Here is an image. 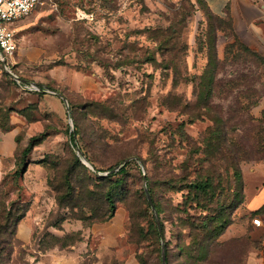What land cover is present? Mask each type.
I'll list each match as a JSON object with an SVG mask.
<instances>
[{"label":"rangeland","instance_id":"374dc122","mask_svg":"<svg viewBox=\"0 0 264 264\" xmlns=\"http://www.w3.org/2000/svg\"><path fill=\"white\" fill-rule=\"evenodd\" d=\"M207 12L200 0H44L13 25L16 70L28 83L0 82V136L17 134L14 156H0V222L14 216L0 228L17 241L16 264L70 250L117 216L122 233L102 259L85 251L82 264H163L144 175L167 264H186L190 226L216 215L231 224L223 246L209 248L211 264H247L261 247L264 228L253 225L245 188L264 163V44L242 40L234 23L218 31ZM31 83L63 94L70 110ZM205 84H216L213 95ZM217 117L227 135L212 138ZM236 143L247 161L235 164ZM207 180L208 192L192 186ZM68 181L81 188L74 199ZM24 208L28 243L18 236Z\"/></svg>","mask_w":264,"mask_h":264},{"label":"crops","instance_id":"0c3cea01","mask_svg":"<svg viewBox=\"0 0 264 264\" xmlns=\"http://www.w3.org/2000/svg\"><path fill=\"white\" fill-rule=\"evenodd\" d=\"M205 1L215 15L222 18L231 17L242 40L264 44V0ZM16 135L15 131H11L0 136V156L8 159L14 156ZM250 172L246 175L245 196L246 208L251 213L264 207V163L256 164ZM122 222V216H117L109 224L94 226L85 233L84 241L80 244L70 250L57 248L43 254L36 264H82L84 252H89L90 249L95 251L97 258L102 259L107 246H112L122 233ZM32 232V224L24 220L20 224L18 236L28 243ZM247 264H264V240L261 247L249 255Z\"/></svg>","mask_w":264,"mask_h":264},{"label":"trees","instance_id":"16d2710c","mask_svg":"<svg viewBox=\"0 0 264 264\" xmlns=\"http://www.w3.org/2000/svg\"><path fill=\"white\" fill-rule=\"evenodd\" d=\"M200 1L207 5V8H208L207 15H208L209 19L211 21H213L214 24L218 27V31H224L222 29L224 26H225L224 29L230 28V25H232V23H233L231 17L227 16L226 18H222V17L215 15L214 13H212V11L208 7V4L206 3L205 0H200ZM14 71L18 74V72L16 70V66L14 67ZM5 80H10L11 82L16 83L15 81L10 79L9 77H5V79L3 81H5ZM215 85L216 84H205V87L209 86L208 89H211L212 95H213V91H214L213 88ZM209 105H210V101H207L205 103H201V106H203L204 108H209ZM226 124H227V122L225 120H223L222 117H217L215 119V125L213 126V128H211L209 130V135L212 138L219 137V135L222 134L223 132L227 135V132H225L226 131ZM76 135L78 136L79 133L77 132ZM71 140L73 143H75L74 134L71 136ZM214 141H218V140H214ZM206 143L208 144L207 146H209V142H206ZM210 144H211V146H213V141H211ZM236 145H237L236 147H234L230 150V153L234 157L235 164H237L236 162H239L240 160L247 161L248 152L245 151L244 148L240 147L241 144L239 145V143L238 144L236 143ZM221 146L222 145H216L213 147L216 149V153H218L220 155H224V152H226V151ZM88 160L91 161V159H88ZM91 162L93 163V161H91ZM127 167H129V164L126 165L125 167H123L121 173L113 174L111 177L121 175L122 173L126 172ZM83 168H85V170L89 171L88 168H86L85 166H83ZM111 169L112 168H110L109 170H111ZM98 171H102V170H98ZM111 171H113V169ZM147 181H148V179H147ZM192 186L197 191L208 192V189H210L212 187V184H211L210 180H207L205 182L192 184ZM68 189H71V191H72L70 193V194H72V199H74L75 197H78V192L81 191V188L72 185L70 181H68ZM153 202H154V200H153ZM154 204H155V202H154ZM24 209H25V211L23 212V214L18 216L17 226L26 217V215L29 211L26 208H24ZM222 213H224V211ZM251 214H252L253 218L260 217L263 219L264 218V207H262L260 210H258L256 212H251ZM6 215L7 216L4 218V221L0 222V227H4L3 222H5L6 220L12 221L14 218V216H12L10 214H6ZM109 218L110 217L107 216V219H109ZM230 224H231V220L227 215H224V216H220V215L217 216L216 215V216L210 218V221L206 220L205 222H202V223L194 222L190 226L191 229L193 230L192 234H191L192 243L188 247L185 245L180 246V252H181L182 257H184V261L186 262V264H211V260L209 259V257H210L209 248L212 246H219V247L223 246L222 244H219V242H217V240L224 233V231L229 227ZM1 229H3V228H0V264H16L15 259H14V256L16 255L15 246H14V240L15 239H13V242L11 243L10 240H8V238H6L7 232H5ZM162 230H163V235H165V229H163V224H162ZM14 236H16V235L14 234ZM3 237H5V239ZM7 248L10 249L9 250L10 256L8 254H6ZM166 258H167V262H168L169 261L168 252L166 253Z\"/></svg>","mask_w":264,"mask_h":264},{"label":"built area","instance_id":"2783aa9c","mask_svg":"<svg viewBox=\"0 0 264 264\" xmlns=\"http://www.w3.org/2000/svg\"><path fill=\"white\" fill-rule=\"evenodd\" d=\"M44 0H0V82L9 77L18 85L23 83L11 77L19 76L15 71V56L19 49L16 42L17 28L13 25L30 17ZM33 88V87H32ZM253 225L263 227L264 221L260 217L253 219Z\"/></svg>","mask_w":264,"mask_h":264},{"label":"water","instance_id":"95a60500","mask_svg":"<svg viewBox=\"0 0 264 264\" xmlns=\"http://www.w3.org/2000/svg\"><path fill=\"white\" fill-rule=\"evenodd\" d=\"M10 76L13 77L15 80L21 82V83H28V82L22 80L19 76L15 75V74H11ZM30 85H32L33 88H35L37 91H40V92H43V93H47V94H51V95H54V96L59 97L61 100L64 101V103L66 104L68 110H70L69 102H68L67 98L63 94L58 93V92H55L54 90H49V89L48 90H43L39 86H37V84H32L31 83ZM74 137H75V141H77V135H76V133H74ZM79 155H80V157L82 158V160L87 165L91 166L89 160L84 156V154H83V152L81 150H79ZM131 160L132 159H128L125 162H123V164L118 168V171L121 168L125 167ZM112 173H115V171H112ZM144 182H145V185H146L147 198H148L149 204L151 205L153 211L156 214L157 222H158V228H159L160 236H161V239H162V242H163L162 263L163 264H167L166 248H165V243H164V235H163V230H162V224H161V222L159 220V216H158V213H157L155 204H154L153 199L151 197L150 191H149V189L147 187V176L146 175H144Z\"/></svg>","mask_w":264,"mask_h":264}]
</instances>
